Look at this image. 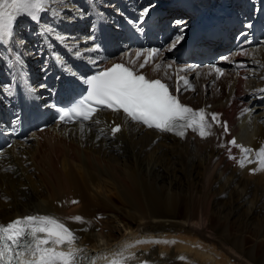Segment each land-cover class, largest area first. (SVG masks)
I'll return each mask as SVG.
<instances>
[{"label":"bare ground","instance_id":"6f19581e","mask_svg":"<svg viewBox=\"0 0 264 264\" xmlns=\"http://www.w3.org/2000/svg\"><path fill=\"white\" fill-rule=\"evenodd\" d=\"M53 4L59 9L90 11L84 0H53ZM62 15L71 18L72 13ZM89 17L70 22L52 17L49 11L41 23L44 27L50 23L59 33L79 41L83 53L79 57L88 60V54L94 53L87 51L92 43L83 32ZM23 21L25 18L18 23ZM22 35L15 33V41L26 48L28 38L24 40ZM14 44L8 45L12 51L16 50ZM257 51L264 58V46ZM27 54L25 61L39 57L42 61L46 52L40 49L33 55L29 50ZM147 70L152 75L160 72L151 67ZM190 74L196 86L193 92H182L188 102L226 109L229 101H238L232 132L246 143L244 148L254 146L251 153L245 156L240 147L235 148L236 154L229 152V135L221 125L211 123L208 137L193 133L180 140L167 132L146 129L120 112L101 111L84 126L54 124L4 150L6 157L0 158V222L37 214L56 217L74 231L76 247L86 249L88 256L100 254L98 264L130 255L127 264H264V248L257 255L244 244L243 233L233 232L231 224L229 229L212 224L213 215L222 212L227 214L224 218L234 213L258 224L257 218L264 212V170H259L257 159L264 146V100L255 101L264 98L263 81L240 91L242 81L229 78V72L217 83L223 89L217 90L199 72ZM261 74L257 73L253 83ZM168 75L164 71V77ZM234 89L241 97L250 94V99H231L233 93H229ZM111 119L122 124L115 135L108 125ZM238 123L247 128V134L239 133ZM242 157L244 167L239 164ZM184 185L189 191L186 196L181 192ZM76 216L84 222L71 219ZM241 220L238 228H244ZM121 222L123 232L116 236ZM138 240L153 242L137 244Z\"/></svg>","mask_w":264,"mask_h":264},{"label":"snow or ice","instance_id":"6c2138e0","mask_svg":"<svg viewBox=\"0 0 264 264\" xmlns=\"http://www.w3.org/2000/svg\"><path fill=\"white\" fill-rule=\"evenodd\" d=\"M95 4L96 0H90V11L85 12L80 8L59 9L53 4V0H0V48L14 42L18 43V41H15V28L21 18H29L37 23L42 20L43 14L50 11L52 17L69 20L70 22L94 15L96 22L92 26L93 34L87 38L92 42V47L87 51L100 53L102 49L100 44L95 42V30L98 23L104 22L105 16L102 11L93 7ZM154 7L155 5L149 4L143 8L137 20L132 22L134 26L139 28L143 25ZM62 12H71V18L63 16ZM173 24L180 26V35L170 41L168 51H173L183 41L185 21L175 20ZM251 27V22L245 24V28ZM139 30L142 31V28H139ZM39 31L41 41L46 48L55 39L62 42L75 56L83 55L79 50V41L74 40L69 35L59 33L54 25L46 23L45 27ZM241 35L247 36V33H241ZM244 43H249V41L245 40ZM6 50L11 51V48ZM161 51L163 50L157 48L137 51L135 53L137 59L144 56V63H141L139 68L135 67V62L132 63V66H126L125 63H114L111 67H102L101 62L96 60L93 61L95 65L94 73L85 76H78L76 73L69 71L68 66L62 61L59 54L51 51L50 55L58 64H62L66 74L72 78L68 85L69 89L75 87L73 80H79L86 86V94L75 105L67 109L59 108L55 104L47 105V107L57 110L61 122L70 120L71 117L91 121L99 110L106 108L115 112L122 110L131 121L162 132H173L180 137H184L186 131L191 129L198 132L202 138L208 137L212 134L210 131L212 125L208 117L210 116L211 121L219 124L218 117L221 114L206 113L204 108L194 110L192 107L181 103L178 99L180 83L182 81L187 86L186 79L178 77L177 95H173L169 90V85L162 82L161 79H148L140 73V70L145 68L150 60L158 57ZM241 54H245L243 48H241ZM221 59L227 60V57H221ZM6 63L12 73L11 80L8 85L0 86V91L6 89V94L9 97H14L17 95L16 84L18 82L23 86L27 95L34 94L35 89L31 86L29 76L25 71V60L22 54L15 52ZM240 66L247 67L246 64ZM159 67L160 65L157 64V70ZM215 72L220 75L223 74L219 67L215 68ZM244 111L248 112L250 109ZM19 120V115H16L13 122H19ZM222 127L226 133L228 131L227 122H224ZM206 129L209 130L206 131ZM120 130V126L116 125L111 132L115 135ZM230 143L240 147L245 156L253 151L250 148L237 145L234 138ZM230 151L231 149H229ZM229 159H235V157L230 155ZM257 159L260 165L259 170H264V146L258 150ZM239 164L244 167L245 158L242 157ZM257 170L253 169V172ZM72 203H78V201H72ZM71 219L81 223L84 222L80 216ZM77 240L78 237L74 231L56 217L39 214L18 217L7 224H0V264H98L100 254L95 256L86 255V249L75 246ZM149 242L153 241H136L137 244ZM154 242L159 243L160 241ZM163 242L168 243V241ZM131 258L130 255L120 260L111 259L108 264H127V261ZM143 264H147V262H143Z\"/></svg>","mask_w":264,"mask_h":264},{"label":"rangeland","instance_id":"374dc122","mask_svg":"<svg viewBox=\"0 0 264 264\" xmlns=\"http://www.w3.org/2000/svg\"><path fill=\"white\" fill-rule=\"evenodd\" d=\"M18 30L20 31L21 29H23V25L22 23L18 25ZM5 170V169H4ZM159 170V169H158ZM6 171V170H5ZM168 176V175H167ZM172 177V176H171ZM170 177V178H171ZM170 178L167 179V182L168 180H170ZM166 180V179H164ZM175 181V180H173ZM181 192H182V196H186L188 195L189 191H187L186 189V186H182L181 188ZM220 196L223 198L225 197L224 194H220ZM183 203V202H182ZM183 208V207H182ZM181 208V209H182ZM180 209V208H179ZM121 212H119L120 214ZM225 215L227 216L226 212H224ZM224 213L222 212V214H214L213 215V220H212V224L213 226H221V225H224L225 228L227 227L229 229V226L231 224V226L233 227V232L234 233H243L244 235V244L246 245V247L248 249H250L252 252H257V255H260V253L262 252L263 248H264V220L263 218L261 217H264V212L261 213V217H258L257 219L259 220V223H250V222H247V219H244L243 216H240L238 214H234L232 213L231 216H228V218H224ZM126 215V212L125 214ZM120 216H122V214H120ZM124 217V216H123ZM126 219V217H124ZM241 219H244V223ZM224 220V221H223ZM241 220L243 225H244V228H238V221ZM116 221V220H115ZM263 221V222H262ZM117 222V221H116ZM234 222V223H233ZM113 224V222L111 223V225ZM122 222L120 223L119 225V232H115L116 233V236H119V233H122L123 232V227H122ZM115 225V224H114ZM236 225V226H235ZM222 226V227H224ZM114 228V227H112ZM248 229V230H246ZM263 236V237H262Z\"/></svg>","mask_w":264,"mask_h":264}]
</instances>
